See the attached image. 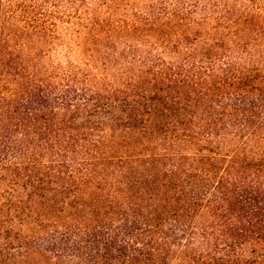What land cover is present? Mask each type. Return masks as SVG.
I'll return each instance as SVG.
<instances>
[{"label": "trees", "instance_id": "trees-1", "mask_svg": "<svg viewBox=\"0 0 264 264\" xmlns=\"http://www.w3.org/2000/svg\"><path fill=\"white\" fill-rule=\"evenodd\" d=\"M0 264H264V0H0Z\"/></svg>", "mask_w": 264, "mask_h": 264}]
</instances>
